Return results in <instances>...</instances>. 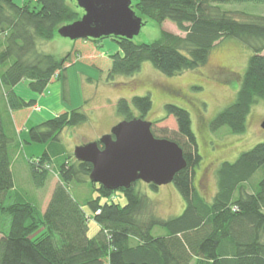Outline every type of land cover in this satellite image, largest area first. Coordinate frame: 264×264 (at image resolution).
Instances as JSON below:
<instances>
[{
  "label": "trees",
  "instance_id": "trees-1",
  "mask_svg": "<svg viewBox=\"0 0 264 264\" xmlns=\"http://www.w3.org/2000/svg\"><path fill=\"white\" fill-rule=\"evenodd\" d=\"M240 2L264 0H131V8L142 21L170 20L183 35L162 30L148 44H130V39L110 35L120 39L122 57H101L93 45L81 57L101 62L99 76L116 70L128 72L147 60L169 73L184 65L194 68L220 41L238 39L251 54L234 101L216 113L209 127L216 131L226 126L232 133H241L251 106L264 100V15L221 6ZM82 14L83 9L75 10L70 0H0V264H264V141L218 165L216 191L208 200L193 182L201 157L189 113L172 103L165 104V115L176 121L174 136L163 134L164 129L160 135L155 133L153 125L163 118L152 121L151 131L155 137L175 141L183 151L186 166L171 181L184 199L180 214L158 216L154 200L136 188L137 181L116 189L125 197L123 205L109 200L116 190L89 181L96 196L86 200L91 213L86 214L66 184L88 181L92 165L76 160L60 141L64 128L86 122L87 115L79 107L27 128V142L47 144L29 162L32 183L37 188L44 186L50 172L58 178L43 212L30 202L11 199L9 190L14 184L9 147L13 137L5 129V120L14 124L18 113L21 125L24 111L36 103L34 98H22L14 87L26 81L28 89L39 95L53 77L63 76L73 62L71 54L57 57L43 52L38 41L48 40L60 26ZM237 14L243 19L235 18ZM104 37L109 36L86 39L98 45ZM151 104L147 93L121 97L116 108L122 119L129 120L144 118ZM132 108L139 115H134ZM257 170L260 176L254 181ZM147 184L158 190V186ZM89 218L99 226L92 235H88ZM154 226L165 228L166 233L153 235Z\"/></svg>",
  "mask_w": 264,
  "mask_h": 264
},
{
  "label": "rangeland",
  "instance_id": "rangeland-1",
  "mask_svg": "<svg viewBox=\"0 0 264 264\" xmlns=\"http://www.w3.org/2000/svg\"><path fill=\"white\" fill-rule=\"evenodd\" d=\"M70 1L72 7L81 12V8L77 6L76 1ZM221 6L226 10L264 15V3L261 2L224 3ZM235 18L243 19L239 14L235 15ZM162 30L183 35L177 29L175 23L170 20L158 23L146 18L139 33L133 36L130 42H124L148 44L156 39ZM105 40H107V37L100 39L97 42L98 45H96L85 38L70 39L56 32L48 40H39L38 49L52 53L57 57L70 53L73 60L79 58L82 52L93 44L95 47L109 48ZM114 42L119 43L121 46L119 38L114 37ZM119 52L113 51V54L122 57L124 54L123 49L122 55ZM262 53L264 54V49ZM250 54L251 50L249 47L238 39L228 38L217 43L208 52L204 61L194 68H187L184 65L183 67L180 66L178 71L169 73L165 71L164 73L161 67L151 60H147L139 62L136 69L128 72L116 70L109 75L107 74V76H99L100 72L86 74V76H92L93 79H96V84L98 83L102 86H99V93L94 97H87L81 103L69 102V89H67L65 93L66 101L64 104L59 105L58 113L80 106L79 108L86 113L87 120L80 126L64 128L60 133V141L66 151L72 154L75 145L98 139L105 134L103 131L106 128L110 129L114 124L122 120V116L116 108L119 98H130L133 95L149 93L152 104L144 119L152 122L163 118L162 121L153 125L157 135H160L162 133L160 130L164 129L166 133L163 134L174 136L177 130L174 117L165 115L166 103L175 104L188 111L191 119V129L196 137L197 149L201 157L199 164L194 168L193 182L197 191L210 200L216 191L215 170L218 165L223 161H233L241 152L250 149L258 142L264 141V127L262 126L264 122L263 99H259L251 106L243 132L232 133L226 126L216 131L211 130L209 127V122L216 113L234 101ZM82 60L84 59L82 58ZM84 61L85 63H90L88 60ZM99 63L101 64V62L96 64L100 66ZM70 74V71L66 69L63 72V76L53 77V80L61 83L65 82L66 87L67 85L70 86L68 81ZM26 88L27 82H20L14 87V90L22 98H26ZM87 88H91L94 91L93 86L88 87L85 85L83 90L85 94L89 93ZM132 111L134 115H139L137 109L132 108ZM24 112L23 114L25 115L28 111ZM17 115L18 113L14 114V124L11 119L6 118L5 120V129L13 137L9 149L10 169L14 185L9 190V196L11 199L30 202L40 212H43L58 178L53 172H50L44 186L37 188L32 183L29 162L43 152L47 144L35 141L27 142L28 133L26 128L29 127V124L27 127L17 126L16 124L20 125ZM259 173L260 171L257 170L253 174L252 178L254 181L260 176ZM81 179L87 180L88 177L81 176ZM253 180L252 182H254ZM89 181H72L66 184L72 196L82 204L87 215L91 213L86 200L96 196V192L93 191V186ZM136 188L154 200L155 213L160 217L175 216L184 209V199L172 182L159 185V190L154 191L147 183L139 180L136 183ZM111 199L120 205H123L126 201L123 193L119 190L112 193L109 200ZM104 200L102 198L101 202ZM98 228L99 226L93 218H89L88 235L94 234ZM151 232L153 235H162L166 233V229L161 226H154ZM130 242L135 244L136 239L131 237ZM104 264H107V262L105 261ZM190 264H194V261Z\"/></svg>",
  "mask_w": 264,
  "mask_h": 264
},
{
  "label": "water",
  "instance_id": "water-1",
  "mask_svg": "<svg viewBox=\"0 0 264 264\" xmlns=\"http://www.w3.org/2000/svg\"><path fill=\"white\" fill-rule=\"evenodd\" d=\"M75 1L83 14L57 29L63 37L97 39L112 35L132 39L143 24L130 6L131 0ZM151 123L141 117L122 119L97 140L75 145L73 156L91 163L89 180L105 189L127 188L139 180L156 186L169 183L186 166V160L175 141L153 135Z\"/></svg>",
  "mask_w": 264,
  "mask_h": 264
},
{
  "label": "crops",
  "instance_id": "crops-1",
  "mask_svg": "<svg viewBox=\"0 0 264 264\" xmlns=\"http://www.w3.org/2000/svg\"><path fill=\"white\" fill-rule=\"evenodd\" d=\"M105 41H107L106 42L107 47H109L107 49H103L100 46L95 47L93 44L97 53L100 54L101 57H107L109 55H112L113 51H120L119 53L122 55L121 46L119 45V43L116 42L117 43L116 44L114 42V37L109 36ZM72 61H73L72 64L67 68L71 73L70 76L68 77L70 86L67 85L66 87L65 82L61 83L52 80L44 89L43 93L39 95L38 94L36 95L34 92L30 91L27 86L26 88L27 90L25 93L27 97L24 98L25 99L34 98L36 99V103L33 107L30 108V110L25 115L23 114L22 122L20 125L21 127H25V126L27 127L28 124H29L28 126L37 124L47 118L53 117L56 114H58L59 105L64 104V102L66 101L65 93L67 89H69V102H76V103L84 102V100L87 97L90 96L94 97L97 93H99L98 89L101 84L100 85L98 83L96 84V79H93L92 76H86V74H89L91 72L99 73L100 66H98L95 62L85 63V61L82 60L81 56H79V58L73 59ZM22 82H26V81H22ZM85 85H87L88 87L93 86L94 91H92L91 88H87L88 89L87 91H89V93L85 94L83 91ZM35 106L39 107L38 110L35 109ZM110 129L106 128L103 132L108 133Z\"/></svg>",
  "mask_w": 264,
  "mask_h": 264
},
{
  "label": "flooded vegetation",
  "instance_id": "flooded-vegetation-1",
  "mask_svg": "<svg viewBox=\"0 0 264 264\" xmlns=\"http://www.w3.org/2000/svg\"><path fill=\"white\" fill-rule=\"evenodd\" d=\"M99 146L101 147V144L99 143Z\"/></svg>",
  "mask_w": 264,
  "mask_h": 264
},
{
  "label": "built area",
  "instance_id": "built-area-1",
  "mask_svg": "<svg viewBox=\"0 0 264 264\" xmlns=\"http://www.w3.org/2000/svg\"><path fill=\"white\" fill-rule=\"evenodd\" d=\"M36 109H38V107ZM97 211H99V210H97Z\"/></svg>",
  "mask_w": 264,
  "mask_h": 264
}]
</instances>
